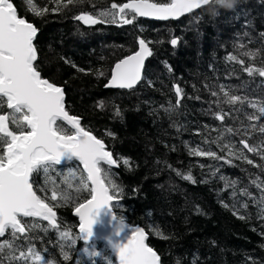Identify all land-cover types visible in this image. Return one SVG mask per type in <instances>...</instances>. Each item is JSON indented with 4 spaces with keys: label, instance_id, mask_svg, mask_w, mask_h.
<instances>
[{
    "label": "trees",
    "instance_id": "trees-1",
    "mask_svg": "<svg viewBox=\"0 0 264 264\" xmlns=\"http://www.w3.org/2000/svg\"><path fill=\"white\" fill-rule=\"evenodd\" d=\"M125 2L13 0L18 15L39 29L35 44L42 77L64 89L69 113L79 116L82 127L103 139L118 159L119 166H106L123 188L115 212L146 230L161 264H264V220L257 203L243 192L247 188L259 199L261 193L251 181L264 180V160L245 153L261 165L258 168L221 150V144L229 142L237 152L242 148L238 142L247 137L225 129L243 131L250 123L245 113L256 111L247 103H224V93L247 97L257 105L264 103V77L243 70L260 67L264 61V38L260 36L264 33V0H239L234 11L209 5L178 21L137 17L134 24L85 25L75 19L85 11L95 14L110 9L112 3ZM33 5L48 11L37 16ZM139 38L153 51L141 84L131 90L107 88L115 63L138 50ZM172 38L179 39L176 46L170 44ZM245 53H256V59ZM232 56L244 64L231 60ZM177 84L183 90L179 105ZM173 106L174 110L165 111ZM221 109L230 113L223 121L214 115ZM262 139L255 132L249 143ZM194 148L216 151L232 163L195 156ZM80 168L78 161L56 166L49 187L54 184L68 190L72 184L74 190ZM189 173L195 183L182 178ZM36 179L45 183L43 176ZM232 181L236 183L230 186ZM244 203L247 208L242 207ZM55 210L59 230L45 232L47 222H43L37 229L41 239L34 241L36 247L46 248L47 255L59 264H93V260L105 264L104 259L90 258L83 251L90 246L83 240L60 246V231L80 235L79 220L72 203ZM157 229L168 239L156 235ZM91 247L111 254L101 241ZM65 251L70 257L67 261L63 260ZM110 258L118 264L113 254Z\"/></svg>",
    "mask_w": 264,
    "mask_h": 264
},
{
    "label": "snow or ice",
    "instance_id": "snow-or-ice-1",
    "mask_svg": "<svg viewBox=\"0 0 264 264\" xmlns=\"http://www.w3.org/2000/svg\"><path fill=\"white\" fill-rule=\"evenodd\" d=\"M82 2L67 0L68 4ZM208 5H218L226 11L236 8V5L228 6L227 0H127L125 3H112L110 9L95 14L85 11L76 15L75 19L85 25L134 24L137 17L178 19ZM32 11L41 16L48 9L33 5ZM38 31L34 23L18 15L13 0H0V264H59L54 257L47 255L46 248L38 249L34 241L41 239L37 229L41 228L43 222H47L43 231L59 230L55 209L69 203L74 204L75 214L79 217L80 235L73 236L71 230L60 231L62 248L70 246L75 240H83L90 244L83 251L90 258L104 259L105 264H113L111 254L118 258L119 264H161V256L146 243L148 234L145 229L130 228L123 217L114 214L116 203L123 197V188L112 178L106 166H119L118 159L108 150L103 139L81 126L79 116L69 114L64 89L42 77L38 49L34 43ZM260 36L264 38V33H260ZM178 43V38L170 40L173 46ZM138 44L139 51L115 64L111 81L106 87L131 89L143 79L144 62L152 55V49L143 38L138 39ZM245 54L256 59V53ZM230 59L244 64V60L236 56ZM243 70L250 76L257 74L264 77V61L260 67L247 66ZM175 93L178 97L176 105H179L183 90L178 84L175 85ZM212 95L217 96L218 93L213 92ZM224 96V103H239L242 106L247 103L256 111L245 113L250 123L243 131L225 129L227 133L247 137L238 142L242 148L237 152L236 146L229 142L221 144V150L227 149L229 156L260 168L261 165L245 153H253L264 160V139L258 144L249 143L252 133L258 132L264 137V103L257 105L247 97L230 95L228 92ZM103 106L101 102L100 107ZM229 114L222 109L214 113L221 121ZM108 135L115 138L114 133ZM219 139L223 140V136ZM192 154L232 163L231 159L216 151L194 148ZM72 161L82 165L74 190L72 184L67 185L68 190L54 184L50 188L49 177L56 166ZM123 163L128 165L129 161L124 159ZM72 174L75 176L76 172ZM37 176H43L45 183L39 184ZM182 178L196 182L190 173L182 175ZM235 183L230 182V186ZM251 183L260 191L259 199L252 196L247 188L243 190L244 195L257 203L258 214L264 220V180L257 178ZM82 193H87V197L82 198ZM242 207L247 208L248 204L244 203ZM105 217H109L107 223L112 224V231L107 235L96 230L97 226L105 225ZM155 234L168 239L158 229ZM94 238L106 240L111 254L91 247ZM69 259L65 251L63 260Z\"/></svg>",
    "mask_w": 264,
    "mask_h": 264
},
{
    "label": "water",
    "instance_id": "water-1",
    "mask_svg": "<svg viewBox=\"0 0 264 264\" xmlns=\"http://www.w3.org/2000/svg\"><path fill=\"white\" fill-rule=\"evenodd\" d=\"M209 6V5H208ZM207 7V6H206ZM203 8H205V7H203ZM202 9V8H201ZM198 10H200V9H196V10H194L192 13H194V12H196V11H198ZM192 13H187V14H185V15H183V16H181V17H179L178 19H172V18H170V19H168V20H160V19H157V18H153V17H139V18H143V19H146V20H150V21H155V22H168V21H178V20H180L181 18H183V17H186V16H188V15H190V14H192ZM30 22V21H29ZM32 23V22H31ZM147 42V41H146ZM34 43H35V41H34ZM148 45H149V43H148ZM149 47L151 48V46L149 45ZM152 49V48H151ZM137 51H139V47H138V50ZM136 51V52H137ZM135 53V52H134ZM133 53V54H134ZM152 53H153V51H152ZM133 54H131V55H133ZM130 56V55H129ZM152 56V55H151ZM151 56H149V57H147L146 59H145V67H146V64H147V62H148V60L151 58ZM126 57H128V56H126ZM125 57V58H126ZM124 59V58H123ZM122 60V59H121ZM121 60H119L118 62H120ZM117 62V63H118ZM116 64V63H115ZM145 67H144V70H145ZM114 68H115V65H114V67H113V70H114ZM113 70H112V73H113ZM144 74V73H143ZM110 81H111V78H110V80H109V83H110ZM141 82H142V80L140 81V82H138L136 85H134V87L133 88H131V89H135V88H137L140 84H141ZM108 83V84H109ZM60 87V86H59ZM107 88H109V89H112V90H131V89H128V88H116V87H107ZM65 100H66V97H65ZM65 106H66V103H65ZM67 110V109H66ZM70 115H72L71 113H69ZM65 124H66V122H64ZM82 126V125H81ZM68 127L69 128H71V126L70 125H68ZM94 135V134H93ZM98 138V137H97ZM107 146V145H106ZM73 162V161H72ZM71 162H66L64 165H62V166H60V167H64V166H67L68 164H70ZM82 166V165H81ZM114 214H116L117 216H118V214L115 212V210H114ZM74 215L78 218V220H79V217L75 214V211H74ZM119 217V216H118ZM105 219V221H106V223H105V225L103 226V227H101V226H97V232L98 233H103V234H105V235H107V234H109L111 231H112V224L111 223H107V221L110 219L109 217H105L104 218ZM126 221V223L129 225V227L131 228V227H142V226H140V225H133V224H131L129 221H127V220H125ZM113 223H115V222H113ZM143 228V227H142ZM146 231V230H145ZM147 233V232H146ZM148 234V233H147ZM94 241H101V242H103L104 244H106L109 248H110V246L108 245V242L106 241V240H104V239H99V238H94ZM146 243L151 247V245L149 244V235H148V239L146 240ZM153 248V247H152ZM154 249V248H153ZM155 250V249H154ZM158 253V252H157ZM114 255V254H113ZM114 257H115V255H114ZM116 258V257H115ZM117 259V261H118V258H116ZM118 264H119V262H118Z\"/></svg>",
    "mask_w": 264,
    "mask_h": 264
},
{
    "label": "clouds",
    "instance_id": "clouds-1",
    "mask_svg": "<svg viewBox=\"0 0 264 264\" xmlns=\"http://www.w3.org/2000/svg\"><path fill=\"white\" fill-rule=\"evenodd\" d=\"M238 2L239 0H227L228 6L230 7H234Z\"/></svg>",
    "mask_w": 264,
    "mask_h": 264
}]
</instances>
